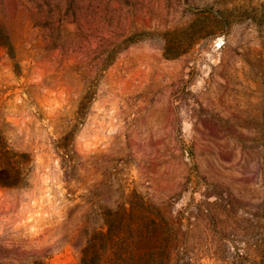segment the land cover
<instances>
[{
    "label": "rangeland",
    "instance_id": "rangeland-1",
    "mask_svg": "<svg viewBox=\"0 0 264 264\" xmlns=\"http://www.w3.org/2000/svg\"><path fill=\"white\" fill-rule=\"evenodd\" d=\"M4 145L0 264H264V0H0Z\"/></svg>",
    "mask_w": 264,
    "mask_h": 264
},
{
    "label": "trees",
    "instance_id": "trees-1",
    "mask_svg": "<svg viewBox=\"0 0 264 264\" xmlns=\"http://www.w3.org/2000/svg\"><path fill=\"white\" fill-rule=\"evenodd\" d=\"M168 50V49H167ZM10 152V149L8 146L4 145L0 147V153L7 155V153ZM0 167L5 168L7 171H13V172H18L19 168L15 165H11L10 161H0ZM10 171V172H11ZM17 174V173H16ZM156 225L158 226V223L156 222ZM106 234L102 233L100 236L101 238H104ZM107 237H105L106 240L113 242L114 236L113 234L107 233ZM117 237V236H116ZM140 242L142 243L141 248L139 249L138 254V259L140 261V264H167L168 258L166 257V248L163 245V239L160 238V236L155 235L153 238L152 237H147L146 235L140 238ZM94 244L89 243V247L85 250L84 256H83V263L84 264H92L90 263V259L93 257H98L97 260L102 261V256L101 252H92ZM96 255V256H95ZM132 253H128V258L131 257ZM93 260V259H92ZM101 263V262H100Z\"/></svg>",
    "mask_w": 264,
    "mask_h": 264
}]
</instances>
